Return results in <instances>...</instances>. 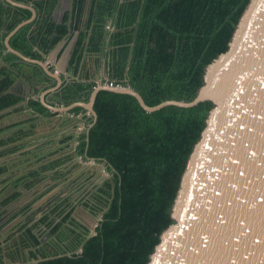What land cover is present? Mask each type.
Segmentation results:
<instances>
[{"label": "trees", "instance_id": "16d2710c", "mask_svg": "<svg viewBox=\"0 0 264 264\" xmlns=\"http://www.w3.org/2000/svg\"><path fill=\"white\" fill-rule=\"evenodd\" d=\"M33 1L37 10L47 8L46 16L38 14L11 37L16 50L45 61L62 39L67 44L78 31L67 67L72 75L70 81L65 84L64 79L60 89L46 96L53 104L88 102L97 86L96 74L105 61L108 83L131 86L153 106L168 99L189 102L196 96L204 84L207 65L227 50L250 0H73L70 25L68 12L61 22L53 20L51 12L58 0ZM11 14H0V28L7 30L0 34V59L6 64L0 71V111L23 100L7 92L18 78L35 85L33 91L38 93L42 82L52 81L40 65L5 51L7 32L32 16L30 10L22 8ZM50 68L55 70L54 66ZM28 104L36 115L0 128V134H8L0 138V150L27 139L42 115L50 120L59 113L47 108L38 97L30 98ZM213 106V102L204 101L192 107L168 105L148 112L131 94L101 89L94 103L96 121L82 106L67 112V122L61 116L57 122L62 130L58 143L51 145V135L29 151L33 157L27 159L25 173L14 187L32 189L49 177L65 180L74 172L72 182L79 181L81 186L94 173L80 168V163L74 162L76 156L84 161H106L109 175L92 191L79 192L74 203L57 208L55 217L45 218L51 233L44 243L36 237L35 245L24 242L33 248L23 262L147 264L161 234L174 222L172 207L182 174ZM23 109L24 106L17 107L18 111ZM80 114L83 118L76 121ZM73 121L76 123L72 128ZM82 122L87 127L94 122L89 133L86 129L77 131ZM27 145L16 144L0 151V156ZM68 162L74 163L65 167ZM19 195L20 192L13 193L3 204ZM79 205L99 218L92 235V230L80 225L72 215ZM11 258L18 259L15 255Z\"/></svg>", "mask_w": 264, "mask_h": 264}, {"label": "water", "instance_id": "95a60500", "mask_svg": "<svg viewBox=\"0 0 264 264\" xmlns=\"http://www.w3.org/2000/svg\"><path fill=\"white\" fill-rule=\"evenodd\" d=\"M26 7L32 16L8 33L6 48L21 60L40 65L61 85L60 75L69 74L66 67L74 40L65 50L62 63L56 64L59 71L13 48L10 38L37 15L34 6ZM60 48L49 55L52 63ZM1 64H5L2 59ZM18 82L23 85H18L25 97L22 104L28 107L31 88L26 79L18 78L7 92L17 93ZM101 89L131 94L148 112L168 105L192 107L204 101L214 104L182 174L172 207L174 222L161 234L147 264H264V0L249 1L227 50L207 65L204 84L189 102L168 99L151 106L131 86L109 85L100 78L88 102L55 107L46 98L47 92L41 95V102L59 112L82 106L96 121L94 103ZM93 124L86 127L87 133ZM75 159L90 170L98 166L103 174L106 171V161L88 158L84 162L79 156ZM94 233L95 223L90 235ZM28 262L9 260L5 264Z\"/></svg>", "mask_w": 264, "mask_h": 264}, {"label": "flooded vegetation", "instance_id": "af4514ba", "mask_svg": "<svg viewBox=\"0 0 264 264\" xmlns=\"http://www.w3.org/2000/svg\"><path fill=\"white\" fill-rule=\"evenodd\" d=\"M12 1L16 2L19 5H14L7 0H0V14L2 13L4 17L12 16L11 14L12 11L17 8L28 9V10L30 9L26 6H34L36 8L35 2L33 0H27V1L12 0ZM64 2H67V0H58L55 7L53 8L51 12V15L53 17V20H55L56 22H61L64 15L68 12L69 13L68 25H70V22L72 21L71 19L74 15L73 14L74 12L73 0H69V3L67 6L64 5ZM60 6L62 7V10L59 9ZM46 10H47L46 7L38 9L36 17L38 16V14H41V17L46 16ZM36 17L34 19H36ZM5 19L6 18H4V20ZM6 31L7 30L4 26L0 28V34ZM8 33L9 32H7V35ZM77 35H78V31L74 33V35L69 40V42H67V44H66V39H62L56 45L54 49L60 46L61 47L60 50H61L66 44V47L64 49L65 51L70 46L73 40L75 44ZM5 38L3 40V45L5 47V51H8L5 45ZM51 53L52 52H50L45 57L47 58L45 61H47L49 68L51 66H54L56 70V67H57L56 64L58 63H55V61L54 63H52V61L49 58L50 57L49 55ZM67 67H68V64H67ZM67 67H66V70H67ZM96 75L97 76L95 77V80L97 84H98L99 78L100 79L103 78L102 79L103 82L109 81L108 75L106 73V62L105 61H104L103 67L99 70V72ZM60 76L63 80L61 85L57 84L58 82L56 81V79L50 78L52 79V81L48 83L42 82L41 86L40 85L38 86V88L41 90L40 93L33 91L35 85L29 84V88H31V90H29L30 92L28 91L29 97H28L27 102L32 97H35V98L38 97L41 100V95L44 92H47L46 93V96H47L50 92L60 89L61 86L64 84V79L66 80L65 84H67L70 81L68 79H70L72 75L71 73L69 74L64 73V74H61ZM18 85H20L21 88H23V85H21L20 82L17 83L18 91L16 94L23 97L21 104L17 106L14 105L10 108H6L4 110H1L0 112L14 109L19 106H24L22 104V102H24L25 100V97L23 96L24 93L23 94L20 93L21 88L19 89ZM49 102L52 106L61 107V106H57L55 103L53 104L50 100ZM31 109L32 108L29 107V104H28V107L24 106L23 112L20 117L27 118L31 115H36V114H33L34 112L30 111ZM50 110L53 112H59L53 109H50ZM67 112L68 111L59 112L51 116L52 119L50 120L40 117V122L38 123L35 131L28 137L29 139L27 138L28 141H26L27 139H25L17 143L16 142L10 143L8 146H5L0 150V151L9 150L10 147L16 144H21V143L28 144L22 149L8 152L0 156V260H1L0 264H5L9 260H12L13 262H18V261L23 262L22 259L24 256H26L27 257L26 259H28L27 252L29 251L30 248H33V246L24 245V242L35 245V237H36L39 241H41V243H44L46 239L48 238V235L51 233L52 227L48 226L49 220H45V218L47 216H49L50 218L55 217L58 213L57 208H61L62 206H65L69 202H72V201L74 203L75 197L79 194V192L83 191L84 189L88 191H92L93 189L97 188L108 177V176H104V174L100 170V167H97V168L95 167L93 170L91 168L90 170L86 168L87 167L86 165L83 166L82 164H80L79 166L80 168H84L85 170L87 171L89 170L92 173H94V176L89 181H87L85 184L81 186L78 185L79 181L72 182L76 176L74 172L73 175H70L65 180H52L49 177L41 181L40 183H38L32 189H27L26 187H24V185H20L16 188L14 187L15 181L21 178V176L25 173V170H26L25 166L27 164V159H32L33 157L32 155L28 154V152L33 151L42 142L49 140L51 135H54V138H53L54 140L51 143V145H56L58 143L61 137V134H62V130L59 128L57 122L61 118V116H64V115H65L64 122H67L69 120V118L67 117L68 116ZM78 118L79 119L83 118V115L80 114ZM11 121H12L11 117L10 118L8 117V119L4 121H0V127L2 125L4 126L10 125L9 123ZM49 121L53 123V124L50 123L51 126L47 125L49 124ZM70 126L72 128L74 127V121L71 123ZM50 127L51 129L48 130V128ZM86 127L87 126L85 125V123L82 122V124L80 125L77 131L79 132L80 130H84L86 129ZM2 135L8 136L7 133L2 132L0 134V138L3 137ZM75 158H74V162H79L75 160ZM84 162H88V161H84ZM73 163L68 162L64 166L70 167ZM3 166L5 167V170L2 169L4 168ZM80 168H77V169L81 171ZM15 192H20V195L14 201L9 202L8 204H3L4 200L10 197ZM30 193H32V196H29ZM38 196H40L39 200L31 204V202L37 199ZM46 196L47 198L43 202L40 203V201ZM56 200H58V203L54 204ZM72 215L75 217V219L80 225H85L86 227H89L91 230H92V226L94 225V223L96 226L95 221L98 222L97 218H95L96 220L94 221H92L93 220L92 218H91L92 220L88 218L90 216L94 218V216L92 215V213H90L88 209L84 208L82 205L77 206V208L73 210ZM82 217H84L85 219ZM88 220H90L91 223H87ZM11 255H15L18 258L17 261H14L11 258ZM25 261H28V260H25Z\"/></svg>", "mask_w": 264, "mask_h": 264}, {"label": "crops", "instance_id": "0c3cea01", "mask_svg": "<svg viewBox=\"0 0 264 264\" xmlns=\"http://www.w3.org/2000/svg\"><path fill=\"white\" fill-rule=\"evenodd\" d=\"M9 52H10V51H9ZM46 62H47V61H46ZM4 66H6V64H1L0 71H1V69H2ZM22 112H23V110L18 111L17 108L10 109V110H7V111H2V112H0V121H4V120L8 119V117H9V118L11 117V118H12V121H11L9 124H12V123H14V122L19 121L20 119H25V118L20 117L21 114H22ZM51 124H53V123H51ZM51 124H47V125H48V126H49V125L51 126ZM3 127H5V126L2 125L0 128H3ZM49 129H51V127L48 128V130H49ZM49 132H50V131H49ZM75 160H76V159H75ZM3 167H4V166H3ZM2 169L5 170V167L2 168ZM30 192H32V191H30ZM29 196H32V193H30Z\"/></svg>", "mask_w": 264, "mask_h": 264}, {"label": "rangeland", "instance_id": "374dc122", "mask_svg": "<svg viewBox=\"0 0 264 264\" xmlns=\"http://www.w3.org/2000/svg\"><path fill=\"white\" fill-rule=\"evenodd\" d=\"M68 3H69V0H67V2H64V5L65 6H67L68 5ZM59 9H61L62 10V7L60 6L59 7ZM65 51H64V53H62V55L60 56V57H58V54H57V57H56V60H55V63H58V64H61L62 63V61H63V59H64V57H65ZM56 70H58L59 71V69L56 67ZM103 79V78H102ZM98 166H96V168H97ZM106 176H108L109 175V173H108V171H107V169H106V171H105V173H104ZM81 216V215H80ZM82 218H84V217H82ZM88 218H92L91 220L92 221H94V220H96L95 218H93V217H88ZM85 219V218H84ZM96 223H97V221H95ZM87 223H91V221L90 220H88V222Z\"/></svg>", "mask_w": 264, "mask_h": 264}, {"label": "built area", "instance_id": "2783aa9c", "mask_svg": "<svg viewBox=\"0 0 264 264\" xmlns=\"http://www.w3.org/2000/svg\"><path fill=\"white\" fill-rule=\"evenodd\" d=\"M108 84H109V85H113V83H111V82H109Z\"/></svg>", "mask_w": 264, "mask_h": 264}]
</instances>
